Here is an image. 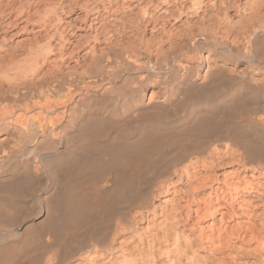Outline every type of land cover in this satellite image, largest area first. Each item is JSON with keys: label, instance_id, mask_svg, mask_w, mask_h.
<instances>
[{"label": "bare ground", "instance_id": "obj_1", "mask_svg": "<svg viewBox=\"0 0 264 264\" xmlns=\"http://www.w3.org/2000/svg\"><path fill=\"white\" fill-rule=\"evenodd\" d=\"M0 264H264V0H0Z\"/></svg>", "mask_w": 264, "mask_h": 264}]
</instances>
